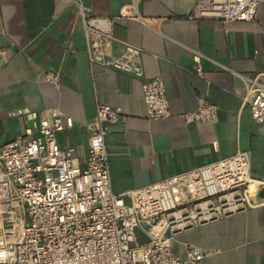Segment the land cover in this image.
Here are the masks:
<instances>
[{
    "label": "crops",
    "instance_id": "0c3cea01",
    "mask_svg": "<svg viewBox=\"0 0 264 264\" xmlns=\"http://www.w3.org/2000/svg\"><path fill=\"white\" fill-rule=\"evenodd\" d=\"M134 1L144 21L114 19L111 52L117 54L123 44L142 49L144 76L165 81L170 116L147 119L143 77L89 64L83 24L71 0H0V147L32 126L34 118L57 109L73 118V125L58 134L59 144L75 147L83 160L96 106L107 104L122 110L105 134L117 194L239 150L251 151L252 175L264 180V128L242 102L245 84L239 76L262 73L264 78V1L248 22L191 19L196 0ZM130 2L85 0L93 15L108 18ZM198 65L203 76L197 75ZM48 73L59 76L58 85L47 82ZM200 102L218 107L216 120L186 122L183 114ZM251 206L179 234L175 252L183 256L192 245L207 254L203 264H262L264 198L257 195Z\"/></svg>",
    "mask_w": 264,
    "mask_h": 264
},
{
    "label": "built area",
    "instance_id": "2783aa9c",
    "mask_svg": "<svg viewBox=\"0 0 264 264\" xmlns=\"http://www.w3.org/2000/svg\"><path fill=\"white\" fill-rule=\"evenodd\" d=\"M71 1L83 24L89 64L143 77L147 119L169 117L165 81L144 76L142 49L123 44L117 54L111 52L114 19L144 21L136 2L108 18L93 15L85 0ZM263 1L196 0L189 17L248 22ZM196 72L203 76L201 66ZM239 76L245 84L242 102L264 128L262 73ZM46 80L58 85L59 76L48 73ZM217 113L216 105L200 102L183 116L188 123L212 122ZM121 116L120 107L97 104L83 160L75 147L59 144L58 134L73 125V118L57 109L34 118L32 126L0 147V264H203L207 254L198 247L188 245L184 255H178L176 237L253 208L250 150L115 193L105 134L107 124L119 122Z\"/></svg>",
    "mask_w": 264,
    "mask_h": 264
},
{
    "label": "bare ground",
    "instance_id": "6f19581e",
    "mask_svg": "<svg viewBox=\"0 0 264 264\" xmlns=\"http://www.w3.org/2000/svg\"><path fill=\"white\" fill-rule=\"evenodd\" d=\"M262 187H264V180L253 179V181L251 182V191H250V201L251 202L258 195V191Z\"/></svg>",
    "mask_w": 264,
    "mask_h": 264
},
{
    "label": "water",
    "instance_id": "95a60500",
    "mask_svg": "<svg viewBox=\"0 0 264 264\" xmlns=\"http://www.w3.org/2000/svg\"><path fill=\"white\" fill-rule=\"evenodd\" d=\"M259 195L264 198V189L260 191Z\"/></svg>",
    "mask_w": 264,
    "mask_h": 264
},
{
    "label": "rangeland",
    "instance_id": "374dc122",
    "mask_svg": "<svg viewBox=\"0 0 264 264\" xmlns=\"http://www.w3.org/2000/svg\"><path fill=\"white\" fill-rule=\"evenodd\" d=\"M178 244V243H177ZM178 247H182L181 244H178ZM177 252H179V248H177ZM258 260V259H257ZM262 264H264V262H262Z\"/></svg>",
    "mask_w": 264,
    "mask_h": 264
}]
</instances>
